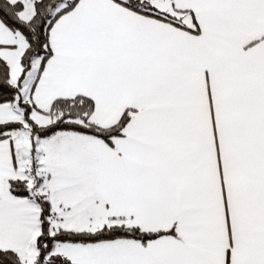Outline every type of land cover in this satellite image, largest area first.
<instances>
[{"label": "snow or ice", "instance_id": "obj_1", "mask_svg": "<svg viewBox=\"0 0 264 264\" xmlns=\"http://www.w3.org/2000/svg\"><path fill=\"white\" fill-rule=\"evenodd\" d=\"M0 264H264V0H0Z\"/></svg>", "mask_w": 264, "mask_h": 264}]
</instances>
